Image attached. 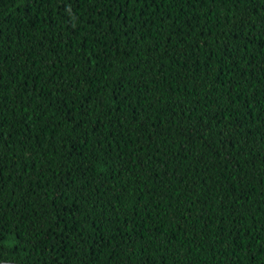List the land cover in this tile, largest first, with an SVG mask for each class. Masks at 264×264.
Instances as JSON below:
<instances>
[{
	"label": "trees",
	"instance_id": "obj_1",
	"mask_svg": "<svg viewBox=\"0 0 264 264\" xmlns=\"http://www.w3.org/2000/svg\"><path fill=\"white\" fill-rule=\"evenodd\" d=\"M0 262L264 264V0H0Z\"/></svg>",
	"mask_w": 264,
	"mask_h": 264
},
{
	"label": "water",
	"instance_id": "obj_2",
	"mask_svg": "<svg viewBox=\"0 0 264 264\" xmlns=\"http://www.w3.org/2000/svg\"><path fill=\"white\" fill-rule=\"evenodd\" d=\"M0 264H28V263H20V262H13V261H3Z\"/></svg>",
	"mask_w": 264,
	"mask_h": 264
},
{
	"label": "snow or ice",
	"instance_id": "obj_3",
	"mask_svg": "<svg viewBox=\"0 0 264 264\" xmlns=\"http://www.w3.org/2000/svg\"><path fill=\"white\" fill-rule=\"evenodd\" d=\"M0 43H3V38H2V36H0Z\"/></svg>",
	"mask_w": 264,
	"mask_h": 264
}]
</instances>
